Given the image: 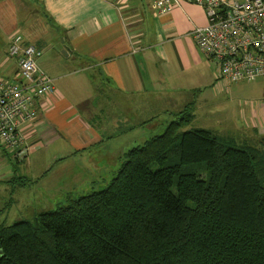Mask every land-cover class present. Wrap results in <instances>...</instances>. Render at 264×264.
Listing matches in <instances>:
<instances>
[{"label":"crops","instance_id":"1","mask_svg":"<svg viewBox=\"0 0 264 264\" xmlns=\"http://www.w3.org/2000/svg\"><path fill=\"white\" fill-rule=\"evenodd\" d=\"M151 5L150 0H0V81L21 79L9 50L22 35L26 44L43 50L39 67L56 89L37 102L38 118L23 125L25 156L0 141V192L15 197L18 189L47 184V197L54 198L75 190L80 176L95 172L97 152L120 148L126 155L128 141L129 150L137 144L133 136L162 131L161 117L188 111L192 123L207 102L215 107L216 124H233L231 133L242 137L253 130L264 140V104L238 110L223 108L217 99L237 83L222 78L192 36L207 25L204 9L180 2L170 14L158 15Z\"/></svg>","mask_w":264,"mask_h":264},{"label":"trees","instance_id":"2","mask_svg":"<svg viewBox=\"0 0 264 264\" xmlns=\"http://www.w3.org/2000/svg\"><path fill=\"white\" fill-rule=\"evenodd\" d=\"M179 117L106 190L1 229L0 264H264L261 157Z\"/></svg>","mask_w":264,"mask_h":264},{"label":"built area","instance_id":"3","mask_svg":"<svg viewBox=\"0 0 264 264\" xmlns=\"http://www.w3.org/2000/svg\"><path fill=\"white\" fill-rule=\"evenodd\" d=\"M180 2L202 7L207 25L192 36L199 50L220 67L230 84L264 77V0H151L158 15H168ZM9 54L17 59L19 81H0V141L22 156L29 146L23 125L38 118L37 102L55 92V86L39 67L43 50L15 36Z\"/></svg>","mask_w":264,"mask_h":264},{"label":"rangeland","instance_id":"4","mask_svg":"<svg viewBox=\"0 0 264 264\" xmlns=\"http://www.w3.org/2000/svg\"><path fill=\"white\" fill-rule=\"evenodd\" d=\"M219 98H221L223 108L224 106L229 107L231 105L238 110L241 107H258L264 104V77L257 78L252 82L237 83L236 88L231 90L229 93L225 90L222 95H217V99ZM203 106L204 108L199 111L196 119H194L192 123L184 124L183 128H181V131L184 132L188 130H207L215 135V137L221 140V142L225 145L236 147L240 146L256 151L261 157V162L264 164L263 139L258 137L253 130H247L248 133L244 134L245 136L243 137L238 133H231L233 132L232 129L234 128L233 124H216L215 119L217 118V115L214 109L215 107L211 102H207L203 104ZM210 113L212 114L210 115ZM182 117L183 119H187L189 116L185 114L182 115ZM182 117H172L173 119L161 117L160 130L165 129L166 126L170 125L173 120L179 121L180 119H182ZM144 134L133 136L135 140H137V144L132 148L141 145L139 141H142L144 143L151 136L150 135L143 137ZM131 143L132 141L129 140L126 144L125 151H127V153L129 152V145H131ZM108 152H110V150L97 152L99 154L96 155L92 160V163L95 164V172L92 171L90 172V174H88V176L85 177L80 176L82 182L80 187L76 188L75 190H66L70 192L63 193L62 191H59L54 195V198L47 197L48 193L46 192L47 189H45L47 184H43L40 186H37L36 184V187L31 185L30 187H28V189H25L23 191H20L18 189L17 193L15 192V197L12 196V191L7 193L0 192V230L5 227H10L19 222L30 221L36 223L37 218L41 214L58 211L60 208L67 206L73 200L91 195L93 194V192L106 190L111 184L114 174L116 172L118 173L120 164L125 158L123 149L118 148L114 150V152ZM109 155L112 156L110 157ZM119 155L122 156V158H120V161L118 158ZM85 168L92 169L88 166H85ZM61 182H59V184ZM10 196H12L13 199H11Z\"/></svg>","mask_w":264,"mask_h":264}]
</instances>
